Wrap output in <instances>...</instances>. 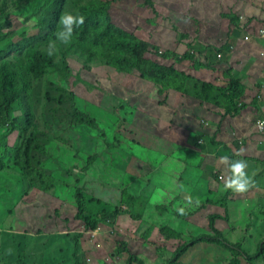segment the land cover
Segmentation results:
<instances>
[{"label": "rangeland", "instance_id": "obj_1", "mask_svg": "<svg viewBox=\"0 0 264 264\" xmlns=\"http://www.w3.org/2000/svg\"><path fill=\"white\" fill-rule=\"evenodd\" d=\"M47 1H51L50 10L61 3L38 0L20 9L9 5L6 14L12 24L5 30L13 41L37 30L35 15ZM69 1L65 0L66 13ZM153 1L154 8L144 0H90L85 5L91 11L107 7L115 25L133 38L160 47L158 53L154 47L147 53L150 58L173 65L195 80L181 81L185 91L169 88L160 93L138 72L119 71L106 64L109 56L123 53L111 46L97 58L68 53L72 57L70 86L57 74L33 83L30 94L12 113V117H22L28 111V129L23 131L19 124L9 134L0 129V156L8 164L0 171V249L6 264H74L76 259L81 264H128L129 253L121 248L122 242H128L127 249L148 264H168L183 241L212 233L210 214L226 216L227 210L237 223L243 211L245 216L235 229L224 218L217 219V227L234 240L244 233L249 242L243 248L252 253L258 249L264 238V129L252 130L248 122L237 129L236 121L245 113L248 121L257 119L258 113L264 116L254 106L257 96L251 98L254 91L260 92V106L264 104V38L258 37L264 30V0ZM226 15L240 18L239 26L231 24ZM6 20L0 13V21ZM234 29L239 36L231 35ZM247 35L249 39L244 38ZM207 45L220 48L223 54L222 60L214 61V68L197 69L192 60L176 62L166 55L170 50L180 56L189 51L201 60V50ZM225 45L229 51L221 50ZM228 70L242 78L249 90L244 97L249 109L244 113L230 110L225 98L216 104L193 92L201 90V84L195 89L193 81L225 87L228 76L223 71L228 74ZM46 88L61 95L62 101L47 100ZM75 107L96 118L102 130L80 122ZM35 127L45 140L38 171L15 173L11 168L19 159L18 146ZM188 149L198 154L189 156L195 165L186 162ZM237 160L246 162L244 175L239 177V182L249 185L243 192L228 186L236 180L232 165ZM195 169L207 178L198 179L197 188L192 187V173L187 174ZM124 189L133 194L121 198ZM78 190L80 199L85 195L86 214L97 218L94 228L77 218L82 209ZM139 194L150 201L136 197ZM212 196L213 201L206 200ZM246 221H251V228L245 226ZM162 226L179 232L181 238L166 239L160 233ZM234 256L221 244L204 241L190 247L176 264H227ZM252 264H264V255Z\"/></svg>", "mask_w": 264, "mask_h": 264}, {"label": "trees", "instance_id": "obj_2", "mask_svg": "<svg viewBox=\"0 0 264 264\" xmlns=\"http://www.w3.org/2000/svg\"><path fill=\"white\" fill-rule=\"evenodd\" d=\"M35 1L38 0H10V2L9 0H0V13L6 15L8 19L6 21H0V129L4 128L6 134L11 133L17 124L20 125L23 131L28 129L31 119L29 112L25 111L22 117H12V113L16 109L17 104L23 101L24 96L30 94L33 83L39 82L44 76L49 77L57 74L60 80H63L70 86L69 81L72 75V68L69 60L72 57L68 53L74 54L75 52H81L89 58H97L106 48L111 46L116 50H122L123 53H114V55L105 59V63L115 67L119 71L138 72L144 79L153 82L158 87L160 93H164L169 88L185 91L181 81L195 80L194 76L187 74L185 71L177 70L173 65L166 66L150 58L147 53H150L153 47L157 49L158 53L159 46L156 47L150 41L142 38H133L132 33L117 24L115 25L110 19L107 7L101 5L96 11H91L85 5L90 0H81L80 2L70 0L68 2L69 10L67 13L83 17V23L79 25L75 21L71 25L59 24L61 16L66 13L64 10L65 0H61V3L59 1L57 8L53 10H50L52 5L51 1H47L46 4H43L44 6L40 9V12L35 15V19L39 21L37 30L18 42L13 41L8 31L5 30L6 26H11L12 24L9 16L6 14L9 5L20 9L28 4H34L33 2ZM144 1L154 8L153 0ZM226 16L233 25H236L239 21L238 17L234 15ZM40 20L42 24H40ZM69 28H71V31H69ZM231 33V35L236 34L237 37L240 32L238 29H234ZM209 49H211L210 53ZM221 50L229 51L230 49L228 45H225L221 47ZM201 53L204 54L201 60H196L194 55H189V51L185 55L180 56L176 51L170 50L166 55L174 57L172 59L176 62H183L186 59L192 60L194 68L197 69L214 68V61L222 60L223 54L220 52V48L218 49L217 47L207 45L201 50ZM230 71L228 70V74L227 71H223V75L228 76L225 87L224 84H214L209 81H193L192 85L195 89H197L200 83L201 90H205L208 93L203 95L200 93L201 90L193 92L204 101H210L216 104L220 102L219 98L223 100L225 98L229 102L230 110L236 109V113H240L243 109L241 106L247 105L244 101L246 85L242 83V78L230 74ZM76 80H80L79 74H77ZM44 94L49 101H62L61 95L53 94L49 88L45 89ZM239 103H241V106H239ZM74 111L80 122L90 124L102 130L97 119L90 113L82 109L80 110L78 107H75ZM37 131L38 129L35 127L23 138L22 143L18 146L19 153L17 156L19 155V159L15 161L16 166L11 168L13 169L11 171L30 174H33V169H36V172L38 171L37 164L41 161L40 154L45 152V140L37 135ZM197 140L199 142V138L196 139L195 145H197ZM202 140L201 142H204ZM2 144L0 142V147ZM188 150L189 153L187 154L186 162L195 165L194 161L191 162L189 160V156L191 155L192 158H195L194 155L196 152L194 149ZM1 157L0 171H3L8 164ZM91 158L92 156L89 157V161H91ZM151 161L153 160L151 159ZM198 172L199 169H195L194 171L189 170L187 173L189 176L192 173L194 177L192 183L193 188H197L198 179L207 180V178L200 177L197 174ZM44 179L47 181L45 177ZM14 183L15 181L11 182V184ZM47 183L49 184L47 185L49 188L50 183L48 181ZM16 185L18 186V183ZM30 185H33L31 181ZM30 185L28 188H30ZM132 194L128 189H124L121 198H129ZM81 195L82 193L78 190L77 199L82 209H80L77 218L85 221L87 227L94 228L97 225V218L93 215L86 214L87 211L84 208L85 195L80 199L79 197ZM136 197H143L150 201V198L146 195L139 194ZM206 200L213 201V196L207 197ZM243 216H245L244 211L242 215L240 214L237 223V219L231 218L228 210L226 211V216L219 215L218 213L210 214L209 226L212 233L197 235L189 241H183L171 253L172 256L168 260V264H176L190 247L204 241L219 243L231 250L235 256L227 264H247L244 263V260L248 264H252L254 261L260 259L264 255V238L261 240L258 249L252 253L246 248H243V245L249 242L245 238L244 233L242 235L243 237L240 236L234 240L217 227V219L224 218L228 219L230 227L235 229L240 223V220L242 221L241 217ZM246 225L247 228H251V221H246ZM160 233L168 240L181 238L179 232L167 226H162ZM127 244L128 242L126 244L122 242L121 248H123L124 252L129 253L127 257L128 264H133L134 261L137 264H148L145 258L127 249ZM163 250H165V247L159 251L162 252ZM0 252L3 254L0 257V264H6V256L2 248ZM74 264H81V261L76 259Z\"/></svg>", "mask_w": 264, "mask_h": 264}, {"label": "clouds", "instance_id": "obj_3", "mask_svg": "<svg viewBox=\"0 0 264 264\" xmlns=\"http://www.w3.org/2000/svg\"><path fill=\"white\" fill-rule=\"evenodd\" d=\"M154 7H155V4H154ZM238 19H239V21L236 24V26H239V23H240V18H238ZM74 21L77 23V25L82 24L83 23V17L74 16L71 13H65L64 15L61 16L59 24L60 25H71ZM58 28H57V30H58ZM69 31H71V28H69ZM255 95L257 96V101L255 102L254 106L257 108L260 107L259 109L264 111V104H262L260 106V104L263 100V97L260 95V92H257L254 95H252L251 98ZM245 97H247V96H245ZM242 102H243V100H242ZM239 106H241V103H239ZM246 109H249V107L246 106V108L242 109L241 112L243 110H246ZM256 115H258V116H257V119H254V121H253V129H255L257 131L263 130L264 129V121H262V120H264V116L259 115V113ZM205 124H208L207 120H206ZM259 126L262 129L259 128ZM227 157L228 156H224L222 158L227 159ZM245 167H246V162L244 160H237L235 163H233L232 172L236 176V180L228 185L233 191L243 192V191H246L248 189V187H249L248 184L239 182V177L244 175L243 169Z\"/></svg>", "mask_w": 264, "mask_h": 264}, {"label": "crops", "instance_id": "obj_4", "mask_svg": "<svg viewBox=\"0 0 264 264\" xmlns=\"http://www.w3.org/2000/svg\"><path fill=\"white\" fill-rule=\"evenodd\" d=\"M260 51H262V50H259V52ZM247 52H248V54H250V56H251V58H253V55L251 54V53H249V49L247 50ZM248 89L246 88V94H245V96H248ZM256 93V91H254L253 93H252V95H254ZM251 95V96H252ZM243 113L245 112V110H243L242 111ZM251 116H253L252 114H251ZM238 117V121H236L237 122V124L238 125H236V128L237 129H243V127L246 125V124H244V123H246V122H248V123H250L251 124V126H252V130H253V119H251L250 121H248L249 120V115H247L246 113L245 114H243V115H238L237 116ZM252 170V169H251ZM250 170V171H251Z\"/></svg>", "mask_w": 264, "mask_h": 264}, {"label": "built area", "instance_id": "obj_5", "mask_svg": "<svg viewBox=\"0 0 264 264\" xmlns=\"http://www.w3.org/2000/svg\"><path fill=\"white\" fill-rule=\"evenodd\" d=\"M258 37L259 38H264V30H260L259 32H258ZM245 39H249L250 37L247 35V36H245L244 37ZM264 53V52H263ZM262 121H264V120H262ZM259 128H261L260 126H259ZM262 129V128H261Z\"/></svg>", "mask_w": 264, "mask_h": 264}]
</instances>
